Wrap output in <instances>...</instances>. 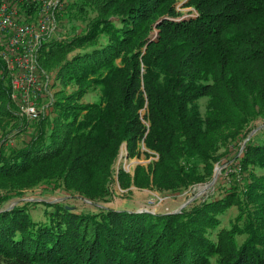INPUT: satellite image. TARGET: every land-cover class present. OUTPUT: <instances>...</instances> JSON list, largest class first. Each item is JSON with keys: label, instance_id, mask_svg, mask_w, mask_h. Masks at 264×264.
<instances>
[{"label": "trees", "instance_id": "16d2710c", "mask_svg": "<svg viewBox=\"0 0 264 264\" xmlns=\"http://www.w3.org/2000/svg\"><path fill=\"white\" fill-rule=\"evenodd\" d=\"M179 1L65 0L57 17L69 37L42 42L38 56L59 89L31 122L17 115L0 57V141L33 129L0 149V188L58 187L97 205L0 202V264H264V129L236 152L240 178L220 196L177 212L102 204L123 142L129 157L156 158L132 175L120 168L122 186L176 193L210 180L264 118V0Z\"/></svg>", "mask_w": 264, "mask_h": 264}, {"label": "rangeland", "instance_id": "374dc122", "mask_svg": "<svg viewBox=\"0 0 264 264\" xmlns=\"http://www.w3.org/2000/svg\"><path fill=\"white\" fill-rule=\"evenodd\" d=\"M185 0H180L179 4L181 5ZM182 11L185 12V14H190L189 10H191V7H182ZM67 19V18H66ZM63 21V20H62ZM76 24V27H79L81 29L82 25H80L78 22L74 21ZM69 23L67 24L64 22H59L60 31L58 30L53 35V38H58L59 40H64V38L69 37V30L68 28ZM65 30V33H63ZM156 33V31H155ZM155 36V35H154ZM52 38V39H53ZM49 76L48 86L46 89H43L40 94L33 96V99L38 104L40 108H45L47 104L51 101L53 98L55 91L59 89V85H53L54 83V73L50 72L47 73ZM67 90H71V88L68 86ZM97 91L94 90L91 93L85 95L83 98L85 101L94 100L97 95ZM50 107L47 106V109ZM202 109H204V106L202 105ZM252 130L246 132V137L241 139L240 142L234 146L230 147V153L221 160L220 163H217L214 167H218L217 169V175L214 179V182L209 185V183L213 180V176L210 180L195 184L194 186H191L190 188L176 193H161L153 188L148 187H140L136 186L135 184H130L127 187L122 186L119 180V170L120 168L123 169L128 174H133L135 167L137 164H145L147 165L149 161L152 158H156L155 156H150L149 158H146V156L141 153L138 157H129L128 152H126L127 149V143L123 142L120 146L119 150V156L117 161L114 164V176H113V182H112V195L109 201L103 202L102 204L106 206L113 207L115 209H128L130 211H138L142 208H147L154 212H172V211H181V206L186 201H194L195 199H200L208 196H220L225 190L230 187V184L233 183L234 178H240L239 171L240 168L236 167V157L235 154L238 151V155L243 151V148L245 146V143L253 138L255 134L259 131H263L264 127V118H260L256 120L253 123ZM32 125L28 124L26 127V130L22 131H12L8 136L6 140L0 141V149L3 147L5 149L9 148H17L23 145L27 140H29L31 131H32ZM146 147L144 144H142L141 150H145ZM238 171H237V169ZM214 175V173H213ZM244 176V174H243ZM42 187L27 189L23 191V196L20 197L16 195V193L12 191H7L0 188V202L2 203L3 208L11 205L13 202L14 204H20L23 201L28 200H50V201H60L65 206L72 207V209L76 210H84V211H96L97 205L94 204L90 199L84 198L78 194H74L73 196L64 190L54 187L53 189L49 190L51 191V194L42 193L41 192ZM189 202V203H190ZM188 203V204H189ZM101 204V203H100ZM187 205V204H186ZM185 205V206H186ZM47 205L44 203H39L37 205H31V210L29 211L32 215H34L36 218H39L43 216V210ZM45 207V208H44ZM52 209V208H51ZM237 209L234 207L229 211L227 214L228 216H231V218L234 217V215L237 214ZM226 224L229 221V218L224 219Z\"/></svg>", "mask_w": 264, "mask_h": 264}, {"label": "built area", "instance_id": "2783aa9c", "mask_svg": "<svg viewBox=\"0 0 264 264\" xmlns=\"http://www.w3.org/2000/svg\"><path fill=\"white\" fill-rule=\"evenodd\" d=\"M64 1L0 0V57L10 77L17 115L27 122L39 118L44 109L33 99L49 81L39 65V49L60 31L57 15ZM29 6L34 8L31 14L24 11Z\"/></svg>", "mask_w": 264, "mask_h": 264}, {"label": "water", "instance_id": "95a60500", "mask_svg": "<svg viewBox=\"0 0 264 264\" xmlns=\"http://www.w3.org/2000/svg\"><path fill=\"white\" fill-rule=\"evenodd\" d=\"M217 169H218V167L217 168H215V172H214V175H213V180L209 183V185H211L213 182H214V179L216 178V175H217ZM190 201H186V202H184V204L181 206V208L183 207V206H185L186 204H188ZM15 204H14V202L11 204V205H9V206H7L6 207V209H8V208H11V207H13ZM69 207V206H68ZM138 211H147V212H153V211H151V210H149V209H147V208H142V209H139ZM179 211V210H178ZM172 212H177V211H172Z\"/></svg>", "mask_w": 264, "mask_h": 264}]
</instances>
